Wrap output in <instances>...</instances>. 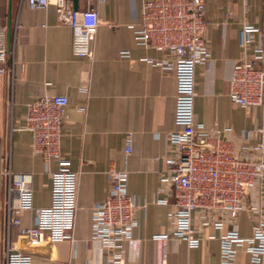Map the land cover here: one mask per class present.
<instances>
[{
    "label": "crops",
    "instance_id": "1",
    "mask_svg": "<svg viewBox=\"0 0 264 264\" xmlns=\"http://www.w3.org/2000/svg\"><path fill=\"white\" fill-rule=\"evenodd\" d=\"M75 9L93 7L100 23L90 57L73 52V30L59 19L55 7L33 8L26 0H0V25L7 27L10 55L0 72V264H6L8 239L27 248L19 227L7 232L6 204L20 205L19 192L9 196V176L25 178L33 188V208L21 213L22 227L36 222V209L53 203V172L33 148L25 128L27 104L45 94H66L68 114L62 126L61 153L78 174L77 212L72 238L46 242L33 251L32 264H107V254L92 236L93 208L110 192L109 170H127L128 190L137 202L139 227L123 244L120 264H253L241 246L232 263L221 258L224 229H201L202 241L191 246L177 238H161L170 229V188L160 172L170 153L175 120L177 79L156 64L167 54L147 49L136 39L143 0H72ZM205 38L211 60L196 68L195 119L208 130L231 126L239 143L256 142L264 106L244 108L230 98L234 64L244 54V24L258 27L252 45L264 46V0H210ZM1 66V65H0ZM134 145L126 153V137ZM258 199L252 196L251 202ZM249 208L228 223L244 236L253 234ZM259 264H264V258Z\"/></svg>",
    "mask_w": 264,
    "mask_h": 264
},
{
    "label": "built area",
    "instance_id": "2",
    "mask_svg": "<svg viewBox=\"0 0 264 264\" xmlns=\"http://www.w3.org/2000/svg\"><path fill=\"white\" fill-rule=\"evenodd\" d=\"M33 8L55 7L59 19L73 30V52L77 56L93 54V40L100 18L93 8L75 9L72 0H26ZM210 0H143V10L136 27L138 43L147 49L167 54L157 65L172 70L177 79L175 120L180 126L169 135L170 153L160 172L161 181L170 188L173 203L168 211L170 229L156 235L177 237L198 246L201 229H224L221 235V258L232 263L241 246L252 257L253 264L264 258V113L257 127L256 142L239 143L231 126L208 130L195 119L196 68L211 60V49L205 38L210 21ZM258 27L246 23L241 44L244 54L234 64L229 95L244 108L264 106V46L252 45ZM10 43L7 27L0 25V72L6 71ZM66 94H45L27 104L25 128L33 136V148L45 160L57 159L53 172V203L36 209V222L22 227L21 213L33 208V188L25 178L9 176V196L18 191L20 205L7 200V232L18 226L19 236L27 248L8 239L6 264H32L33 251L46 242L72 238L77 212L78 174L70 160L61 153L62 126L68 114ZM134 137H126V153L133 151ZM127 170L111 169L109 196L93 208L92 236L99 240L107 254V264H120L123 244L134 237L140 225L137 202L128 190ZM258 200L248 205L249 199ZM249 208L253 214V234L244 236L236 228L225 229L240 213Z\"/></svg>",
    "mask_w": 264,
    "mask_h": 264
},
{
    "label": "water",
    "instance_id": "3",
    "mask_svg": "<svg viewBox=\"0 0 264 264\" xmlns=\"http://www.w3.org/2000/svg\"><path fill=\"white\" fill-rule=\"evenodd\" d=\"M75 1H77V0H75Z\"/></svg>",
    "mask_w": 264,
    "mask_h": 264
}]
</instances>
